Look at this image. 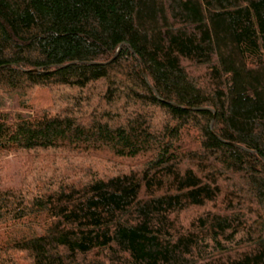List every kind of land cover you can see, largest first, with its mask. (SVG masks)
Here are the masks:
<instances>
[{
	"label": "trees",
	"instance_id": "obj_1",
	"mask_svg": "<svg viewBox=\"0 0 264 264\" xmlns=\"http://www.w3.org/2000/svg\"><path fill=\"white\" fill-rule=\"evenodd\" d=\"M10 157L0 264H264V0H0Z\"/></svg>",
	"mask_w": 264,
	"mask_h": 264
},
{
	"label": "rangeland",
	"instance_id": "obj_2",
	"mask_svg": "<svg viewBox=\"0 0 264 264\" xmlns=\"http://www.w3.org/2000/svg\"><path fill=\"white\" fill-rule=\"evenodd\" d=\"M30 102L35 108L48 106L52 103V94L49 90L38 88L30 94ZM3 171L0 172V185H13L18 187L24 176L23 159L19 157H10L5 161Z\"/></svg>",
	"mask_w": 264,
	"mask_h": 264
},
{
	"label": "water",
	"instance_id": "obj_3",
	"mask_svg": "<svg viewBox=\"0 0 264 264\" xmlns=\"http://www.w3.org/2000/svg\"><path fill=\"white\" fill-rule=\"evenodd\" d=\"M145 76H146V78H147V74H146V71H145Z\"/></svg>",
	"mask_w": 264,
	"mask_h": 264
}]
</instances>
